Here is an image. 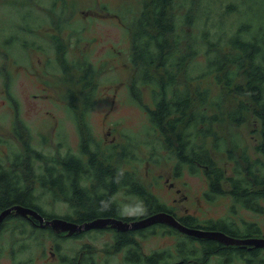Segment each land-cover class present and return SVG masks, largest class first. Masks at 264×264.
<instances>
[{"label":"trees","instance_id":"1","mask_svg":"<svg viewBox=\"0 0 264 264\" xmlns=\"http://www.w3.org/2000/svg\"><path fill=\"white\" fill-rule=\"evenodd\" d=\"M183 1L142 0L141 11L133 20L128 21L132 29L130 56L137 73L130 85L131 97L147 111L152 128L160 131L167 148L176 152L171 154L177 158L174 170L178 175H182L185 167L193 171L203 169L208 178V188L205 190L208 200L219 197V194L229 193L239 203L236 214L231 211L227 215L202 221L196 215L186 213L180 217L181 221L187 226L219 229L225 234L251 235L258 232L259 227L255 222L244 221L248 218L240 209L264 216V18L255 17L254 22L243 18L238 22L241 23L239 27L238 24H233L230 28L217 29L207 25V21L213 19L210 13L214 8L205 12L204 22L200 21L194 7H190L182 19L179 9ZM196 1L193 0L194 3ZM215 6L225 8L219 10L221 16L232 12L237 14L240 10L239 0H220ZM244 13L247 14L246 11ZM41 17L36 10H26L24 25L31 19L39 20ZM29 27L31 26L22 28L24 36L25 31L26 34L33 32L35 35L36 28L32 30ZM28 39L26 35L23 40L25 46L29 45ZM32 44L35 48H44L36 38L32 39ZM64 46L63 39L56 36L47 51L56 49L57 54L52 60L54 63L60 62L66 78L78 84L83 80V89H89L81 96L83 108L80 110L74 104L77 102L76 94L69 89V106L79 132V148L84 153L110 157L113 153L116 154L114 148L103 149L90 132L86 133L92 128L88 123V115L94 102L93 75L96 73L87 66L88 69L80 74L81 67H77L73 61L68 62ZM200 55L203 57L198 61L197 57ZM208 75L212 76L218 92L213 93L204 83ZM140 82L155 86L152 90L153 106L145 102ZM251 116L258 117L261 127L262 138L255 145L258 153L256 156L250 155L238 133L241 125ZM24 124L20 117H16L13 126L15 134L25 143L26 153L15 151L13 155H2L0 151V212L14 203L39 208L49 197L65 199L80 220L99 215H125L116 198L108 193L115 186V181H108L104 177L107 167L95 173L103 184L100 191L106 193L87 190L80 181L90 174L88 166L94 164H87L80 154L71 153V147L68 148L71 151L59 157H46L28 138H24L28 133ZM227 127L238 131H233L230 139L225 133ZM209 139L212 148L226 154L229 167L218 163L208 144ZM124 148L122 155L130 154L131 147L126 145ZM90 159L95 161L94 157ZM118 182L128 186L130 192L137 195L136 204L141 213L152 214L163 208L175 210L129 172L121 171ZM80 209L83 210L78 215ZM12 216L15 215L11 214L7 217L9 219L6 218L0 233H12L15 236L17 232L23 234L29 230L46 231L28 219L10 225ZM67 216L71 218L70 215ZM239 221L244 222L238 223ZM142 230L143 233L149 232L151 226L147 225ZM177 233L189 238H179L176 252L180 253L181 258L191 256L198 259L197 262L192 261V264H226L230 261L231 246L211 238L197 240L181 231ZM118 235L123 237L115 239L117 247H128V242L134 240L132 235ZM5 239L0 238V242ZM187 241L194 242L192 249L186 248ZM243 249L236 247L242 254ZM197 251L201 252V257H197ZM167 252L170 257L175 256L171 251ZM246 252L248 253H244ZM166 256L154 252L150 257L151 263L161 264ZM253 261L249 260L248 263ZM22 262L31 264L26 260Z\"/></svg>","mask_w":264,"mask_h":264},{"label":"rangeland","instance_id":"2","mask_svg":"<svg viewBox=\"0 0 264 264\" xmlns=\"http://www.w3.org/2000/svg\"><path fill=\"white\" fill-rule=\"evenodd\" d=\"M218 1L197 0L194 3L193 0H184L179 14L184 19L188 9L194 7L200 21L204 22L205 12L214 8L210 13L213 19L208 20L207 25L217 29L236 26L243 18L252 22L255 17L264 18V0H239V12L223 16L219 10L225 8L215 6ZM141 6L142 0H0V43L5 44L3 51L9 53L4 55L0 52V151L2 155L25 151V143L15 134L13 123L16 117H20L26 125L28 133L24 138H28L39 151L60 154L69 147L80 149L79 132L69 106V89L76 94L77 102L74 104L78 105V110L83 108L82 94L89 89H83V80L78 84L67 79L60 62L54 63L52 60L57 51H47V48L58 36L65 42L68 62L73 61L77 67H81L80 74L88 67L96 73L93 75L94 102L88 115V123L92 128L86 133L90 132L103 149H108V143L114 142L118 146L117 152L121 153L123 147L129 145L130 154L122 155L118 165L123 169L137 170L153 191L174 206L177 214L192 213L202 221L227 215L231 200L227 194L211 201L205 198L208 178L203 169L193 171L185 167L182 175L174 174L173 167L177 158L173 154L176 152L167 148L163 135L152 128L147 111L131 97L130 85L137 73L130 56L132 29L128 21L133 20L141 11ZM26 10H36L42 17L39 20L31 19L27 25L19 27V23L26 22ZM27 26H31L29 28L32 30L36 28V36L33 32L26 34V31L24 36L23 29ZM7 33L15 38L20 36L22 40L27 35L29 45L25 46L24 42L12 45L4 43ZM35 38L44 48L33 46L32 39ZM10 50L13 51L10 53ZM202 57L198 56L197 60L201 61ZM204 83L213 93L218 92L211 75H208ZM139 86L145 102L153 106L152 90L155 86L141 82ZM260 129L258 117L251 116L241 125L239 132L227 127L225 133L230 139L233 131L238 132L250 155L256 156L258 153L255 145L262 138ZM208 144L212 146L211 139ZM212 151L218 163L230 166L226 154L214 148ZM170 183H173V188ZM131 196H134L133 199ZM124 198L125 202L138 199L136 195H125ZM43 207L52 211L51 203ZM135 210H139V205L130 202L127 214H135ZM240 211L258 223L259 219H264V216L249 210L241 208ZM162 230L165 231L160 229L156 233L146 234L147 238L139 237L144 251L165 249L175 253L179 238H189L173 231L162 233ZM261 231L264 233V229L261 228ZM95 235V238L88 237L85 240L96 241L102 250L105 241L112 240L113 236L108 230L99 231ZM65 243L68 245L70 241ZM193 245V241H187L186 248L192 249ZM25 252L39 257L41 249H28ZM197 252V257H201V252ZM15 256L21 257L24 253L14 255L7 248L0 249V264H13L11 258ZM263 257L264 251L260 253L259 259ZM49 261L52 259L49 258ZM38 263L43 264L40 260Z\"/></svg>","mask_w":264,"mask_h":264},{"label":"flooded vegetation","instance_id":"3","mask_svg":"<svg viewBox=\"0 0 264 264\" xmlns=\"http://www.w3.org/2000/svg\"><path fill=\"white\" fill-rule=\"evenodd\" d=\"M12 24L14 26L13 21H12ZM22 25L24 24L19 23V27H22ZM9 34L10 33H7V37L4 38L3 40L4 43H8L9 45H12L11 42H15V43L23 42L20 36L15 38L14 36L11 37ZM4 47H5V44L0 43V52H2L4 55H9L8 51H5V52L3 51ZM108 145L111 148L115 146L114 150L116 151V154L113 153V155H111L110 157H106V156L104 157L101 154H95V153H92V154L88 152L84 153L80 149L72 150V151L68 149L66 151H63L60 154H51L53 151L51 153H45L43 151H39V152H41L46 157L54 158V157H59L62 154L71 151V153L75 152L77 154H80L87 164H91V163L94 164L93 166H88L90 174H87L86 176H84L80 182L83 186L87 187V190L88 189L97 190L96 193L104 192V191H100V189L101 190L103 189V186H102L103 184L100 183V180L95 175V173H98L101 171L102 168L107 167L108 170L104 173V177L108 181H115V186L111 187V191L108 193L112 197L116 198V200L122 207L125 215L122 217L112 216V215H99L91 219L86 218V219L80 220L77 214H75L74 210L70 207L69 202H67L65 199H56V198L52 199V198L47 197L40 204L39 208L32 207V206L25 205V204H20V203H14L0 212V215H1L4 211L10 209V211L5 215V217L0 223V229L3 223L7 221V219H9L7 217L13 214L15 216L10 217L12 220L10 223L19 222V221L28 219V220L33 221L37 226L41 228H45L46 231L29 230V232H25L23 234H20L21 232H17L15 236L12 233H7V234L0 233V238L2 239L6 238L4 242H0V249L7 248L14 255L24 253V256H21V257L15 256L11 258L13 261V264H23L22 261L24 260L31 262V264H39L38 260H40L43 264H152L150 257H151V254H153L154 252H158L159 255H167L168 250H165V249L144 251V249L141 246L139 237L147 238L145 236L146 234L156 233L160 229H165V231L164 230L161 231L162 233L170 232V231L177 233L178 229L175 226L167 222H155V223L150 224L151 231L143 233L142 229H144L145 226L132 227V224H134L135 222L144 220L149 216H152L155 214H161V213H171L180 222H182L180 217L182 215H185L186 213L177 214L176 210L170 211L166 208H163L162 210L159 209L158 211H156V213H152V214L141 213L140 212L141 209L135 210V214H127L126 209L128 208V204H130V202H134V204H136L137 200L130 201L128 199V202H125L126 201V199L124 198L125 195L128 196V195H136V194L130 192L128 186H123L119 184L118 175L121 173V171L129 172L131 173L132 176L139 178L141 182H143L152 192H154L160 198V200H162L169 206H172L173 208L174 206L169 204L165 200H163L155 191H153L146 184V182L143 180V178L141 177V175L138 173L137 170L130 169V168L128 169L121 168L118 165L119 164L118 159L122 157V154L124 151L122 150L121 153L117 152L116 150L118 147L117 143L112 142V143H108ZM25 153L26 151H21V154H25ZM91 157H94L95 161H91L90 159ZM105 161H107V164L105 163ZM19 167L21 168L23 166H19ZM173 172L175 175L179 176L175 172L174 167H173ZM106 179H105V182H107ZM170 185L172 188L174 187L173 183H170ZM176 191L178 192L179 190H176ZM224 194L225 193H222V194H219L218 196H221ZM88 195H90V193H88ZM227 195L231 199L230 206L228 209V214L231 213V211H232V214H236L238 211L239 203L234 200L231 194L227 193ZM204 196H205V191H204ZM131 197L133 199L134 196H131ZM49 203L52 204V211H48L43 207L44 204H49ZM58 207H63V208L59 209ZM82 210L83 209H80L78 211V215L80 214ZM67 215H70L71 218L68 217ZM246 217L248 219L244 221L257 223L259 227L258 232L253 233L251 235H247V236H236V235H231L229 233L228 234L226 233V235L228 237H231L237 240H245V239H250V238H264V233L261 231V228L264 229V219L263 220L259 219V223H258L256 219L250 218L247 215ZM56 220H62V221H65V223L67 222V223L73 224L75 225V228L67 227L66 229H64L59 226H54L52 222ZM118 221L125 225H118L119 224L117 223ZM244 221H239L238 223H243ZM93 222H106V224L103 226L84 227V225L93 223ZM198 228H201V227H198ZM138 229H140V231H135ZM106 230L111 231L113 236H112V240L105 241L104 248H103L104 250H102V248L99 246V244L96 243V241L85 240L88 237L95 238L96 236L95 234L97 232L106 231ZM124 231L126 233H123ZM118 234L132 235V238H134V240L132 242H128V247H125V246L117 247L115 246V242H116L115 239L123 237V236H119ZM99 235H103V233H100ZM128 235L127 237H130ZM195 238L197 240L204 239L200 237H195ZM16 240H18V242ZM215 240L221 242L224 245L231 246L230 247L231 252H232L231 259L226 264H264V260H263L264 257L262 259H259L260 253L264 251V246H256L255 244H250L246 242L226 243L219 239H215ZM66 241H70V244L66 245L65 243ZM49 242H51L50 246H48ZM112 242L114 243L113 245L115 247L112 245ZM236 247L244 248L243 254L239 253L236 250ZM22 248L24 249L21 250ZM34 248L41 249V253L39 257L33 256L31 253L26 254L25 252L26 250L29 249V251H32ZM112 248H114V250H111ZM245 251H248V253L247 252L244 253ZM174 254L175 256L173 257H170V255H167L166 258H163L162 259L163 262L161 264H192V261H195V262L198 261V259L193 258L191 256H189L188 258H186L187 256H183L181 258V255L178 251L175 252ZM242 256L244 258H242ZM49 258L52 259V261H49ZM252 259H258V260L253 261ZM249 260L253 262L248 263Z\"/></svg>","mask_w":264,"mask_h":264},{"label":"water","instance_id":"4","mask_svg":"<svg viewBox=\"0 0 264 264\" xmlns=\"http://www.w3.org/2000/svg\"><path fill=\"white\" fill-rule=\"evenodd\" d=\"M9 211L10 209L4 211L5 213L3 212L0 215V223ZM155 222H167L175 226L178 230L184 233H187L189 235L195 236V237L219 239L226 243L246 242L250 244H255L256 246H264V238H250V239H245V240H237V239L228 237L223 231H220V230H207L203 228L187 226L184 223L180 222L171 213H161V214H155V215L149 216L144 220L135 222L134 224H132V227H143V226H147L152 223H155ZM117 223H119L118 225H125L119 221ZM52 224L54 226H59L64 229H66L67 227L75 228V225L67 223V222L65 223V221H62V220L53 221ZM105 224L106 222H93V223L84 225V227L103 226Z\"/></svg>","mask_w":264,"mask_h":264},{"label":"bare ground","instance_id":"5","mask_svg":"<svg viewBox=\"0 0 264 264\" xmlns=\"http://www.w3.org/2000/svg\"><path fill=\"white\" fill-rule=\"evenodd\" d=\"M45 217V216H44ZM70 221V220H69Z\"/></svg>","mask_w":264,"mask_h":264}]
</instances>
